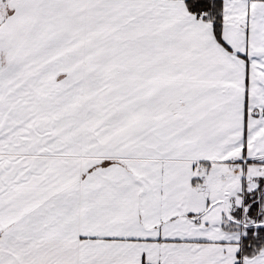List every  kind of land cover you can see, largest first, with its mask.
Masks as SVG:
<instances>
[{
	"label": "snow or ice",
	"instance_id": "snow-or-ice-1",
	"mask_svg": "<svg viewBox=\"0 0 264 264\" xmlns=\"http://www.w3.org/2000/svg\"><path fill=\"white\" fill-rule=\"evenodd\" d=\"M0 264H264V0H0Z\"/></svg>",
	"mask_w": 264,
	"mask_h": 264
}]
</instances>
